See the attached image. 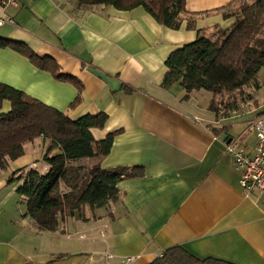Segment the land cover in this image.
Instances as JSON below:
<instances>
[{
    "label": "crops",
    "instance_id": "1",
    "mask_svg": "<svg viewBox=\"0 0 264 264\" xmlns=\"http://www.w3.org/2000/svg\"><path fill=\"white\" fill-rule=\"evenodd\" d=\"M233 0H185V10L202 13ZM14 24L0 25V38L25 44L39 57L55 61L61 72L82 84L80 103L69 109L77 90L36 69L22 55L0 48V83L23 92L71 120L104 113L103 139L119 130L103 169L135 167L142 175L117 184L120 197L95 210V218L73 216L59 231H38L6 179L17 170L47 166L41 138L0 171V264H147L171 246L198 259L230 264H264V192L246 194L239 186L227 145L252 155L254 119L264 113L261 88L226 118L207 109L211 94L185 91L176 83L161 86L168 55L192 42L196 30L231 20L220 14L198 18L194 30L158 24L141 7L78 6L74 0H18L0 6ZM249 92V91H248ZM10 109L3 101L0 113ZM100 139V140H101ZM41 146V147H40ZM41 148L35 155L34 149ZM36 156V157H35ZM62 230L63 233L60 232ZM113 256L108 263L101 255Z\"/></svg>",
    "mask_w": 264,
    "mask_h": 264
},
{
    "label": "trees",
    "instance_id": "2",
    "mask_svg": "<svg viewBox=\"0 0 264 264\" xmlns=\"http://www.w3.org/2000/svg\"><path fill=\"white\" fill-rule=\"evenodd\" d=\"M74 1L78 6L112 7L117 11L141 7L158 24L171 30H178L183 21L187 30H194L198 18L220 14L231 24L226 28L213 25L198 29L192 42L171 52L164 61L166 71L161 86L168 88L178 83L185 98L192 92L210 93L207 109L219 118L228 117L261 88L258 72L264 67V0H233L202 13L187 12L185 0ZM0 48L11 49L56 81L74 86L77 95L69 109L80 103L82 84L62 73L54 60L39 57L25 44L4 38H0ZM3 101L9 102L10 109L0 113V171L23 155L24 145L37 138L47 141L41 157L47 166L45 171L29 169L19 178H14L13 172L6 179L8 184L19 182L15 192L25 206L22 216L29 218L38 231H59L73 216L85 220L88 215L94 219L96 209L118 201L120 181L142 175L141 168L100 167L120 132L94 140L90 130L102 129L106 114L100 112L71 120L64 112L0 83V107ZM147 264L230 263L198 259L180 246H171Z\"/></svg>",
    "mask_w": 264,
    "mask_h": 264
},
{
    "label": "built area",
    "instance_id": "3",
    "mask_svg": "<svg viewBox=\"0 0 264 264\" xmlns=\"http://www.w3.org/2000/svg\"><path fill=\"white\" fill-rule=\"evenodd\" d=\"M0 6L5 8H17L18 0H0ZM8 23L14 24L12 18L5 14L0 15V25ZM255 131L256 144L252 155H247L243 150L235 149L232 145H227L225 153L230 157L235 170H239V186L244 193L264 192V113L256 117L252 123ZM102 260L108 263L113 256L108 253L101 255ZM134 261V257L121 258L119 264H129Z\"/></svg>",
    "mask_w": 264,
    "mask_h": 264
},
{
    "label": "rangeland",
    "instance_id": "4",
    "mask_svg": "<svg viewBox=\"0 0 264 264\" xmlns=\"http://www.w3.org/2000/svg\"><path fill=\"white\" fill-rule=\"evenodd\" d=\"M234 6H236V4H234ZM232 7V6H231ZM257 92V91H256ZM256 92H253L252 93V98H253V94H255ZM250 93V92H249ZM90 132H91V134H92V137L94 138V140H100L103 136H102V133L101 132H99L98 130H96V129H92V130H90ZM41 147V146H40ZM34 152H35V155H37V154H39L40 152H41V148L40 149H37V147H35V149H34ZM42 154H43V152H42ZM36 157V156H35ZM42 157V156H41ZM41 166H39V164H38V166H37V168L39 169ZM37 169V171H41V170H38ZM26 170H17V172H21V173H19V174H23L24 172H25Z\"/></svg>",
    "mask_w": 264,
    "mask_h": 264
}]
</instances>
